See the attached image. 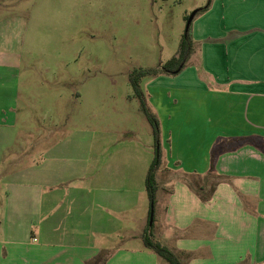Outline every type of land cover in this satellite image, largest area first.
<instances>
[{"label": "crops", "instance_id": "1", "mask_svg": "<svg viewBox=\"0 0 264 264\" xmlns=\"http://www.w3.org/2000/svg\"><path fill=\"white\" fill-rule=\"evenodd\" d=\"M191 30L205 79L142 82L164 147L149 232L184 264H264V0H212ZM21 75L0 53V264H169L143 241L151 205L131 223L130 156L110 139H91L83 160L78 142L19 140ZM211 172L221 182L204 201L193 186Z\"/></svg>", "mask_w": 264, "mask_h": 264}, {"label": "rangeland", "instance_id": "2", "mask_svg": "<svg viewBox=\"0 0 264 264\" xmlns=\"http://www.w3.org/2000/svg\"><path fill=\"white\" fill-rule=\"evenodd\" d=\"M208 2L0 0V28L10 29L0 41V53L20 59V106L22 116L29 114L27 124L21 121L19 140L48 136L63 144L78 142L83 160L91 139H110L114 154L130 156V219L138 231L140 205H151L143 186L156 147L153 127L132 97L130 74L175 57L187 18ZM197 50L195 45L180 73L205 79L208 71L197 61ZM154 78H144V87ZM166 79L162 82L170 83ZM142 169L143 178L137 175Z\"/></svg>", "mask_w": 264, "mask_h": 264}, {"label": "trees", "instance_id": "3", "mask_svg": "<svg viewBox=\"0 0 264 264\" xmlns=\"http://www.w3.org/2000/svg\"><path fill=\"white\" fill-rule=\"evenodd\" d=\"M211 4L212 0H209L207 6L198 9L197 14L209 9ZM187 19H189V17ZM191 28L192 24L189 32L185 33L183 36L178 54L170 61L165 64H160L155 68L137 69L132 74H130V84L133 89L132 97L139 101L141 110L153 127L156 151L154 160L147 173L146 189L150 204L154 206L156 205V196L158 190L157 172L164 167L163 154L161 149V124L157 114L154 113L152 107L149 104L148 98L142 88V82L144 78L149 76H158L164 73L178 74L185 68L188 60L194 52V40L192 37ZM220 182V175H215L211 172L206 177V180L202 185L193 186V188L197 191V193H199L202 200L208 201L211 199L212 193ZM151 229L152 226H149L146 234L144 235L143 241L145 246L153 250L160 258L167 261L169 264H184L182 260L168 246L162 244L161 242L155 241L151 237V234L149 232ZM105 260L106 259H103L102 256H99L89 264H105Z\"/></svg>", "mask_w": 264, "mask_h": 264}, {"label": "water", "instance_id": "4", "mask_svg": "<svg viewBox=\"0 0 264 264\" xmlns=\"http://www.w3.org/2000/svg\"><path fill=\"white\" fill-rule=\"evenodd\" d=\"M197 12H198V9L195 10V11L191 14V16L189 17L188 22H187V26H186V33L189 32L190 27H191V24L193 23L194 18H195V16H196ZM154 210H155V206L152 205V208H151V215H150V225H151V226L153 225Z\"/></svg>", "mask_w": 264, "mask_h": 264}]
</instances>
